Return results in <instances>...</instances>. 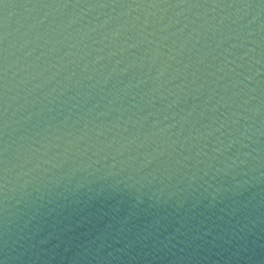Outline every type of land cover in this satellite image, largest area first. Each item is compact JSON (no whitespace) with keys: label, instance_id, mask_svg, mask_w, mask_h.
I'll list each match as a JSON object with an SVG mask.
<instances>
[{"label":"water","instance_id":"obj_1","mask_svg":"<svg viewBox=\"0 0 264 264\" xmlns=\"http://www.w3.org/2000/svg\"><path fill=\"white\" fill-rule=\"evenodd\" d=\"M0 264H264V0H0Z\"/></svg>","mask_w":264,"mask_h":264}]
</instances>
